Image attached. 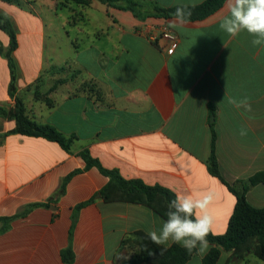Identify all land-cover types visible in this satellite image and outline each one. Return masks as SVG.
<instances>
[{
    "label": "crops",
    "instance_id": "0c3cea01",
    "mask_svg": "<svg viewBox=\"0 0 264 264\" xmlns=\"http://www.w3.org/2000/svg\"><path fill=\"white\" fill-rule=\"evenodd\" d=\"M146 1L170 9L206 0ZM63 2L21 0L22 7L6 6L17 31L15 95L30 119L76 140L69 154L46 139L9 133L15 123L0 117V218L46 204L13 218L5 230L0 223V264H131L144 258L138 234L159 232L163 219L142 205L105 203L98 193L108 178L95 167L84 170L77 155L84 148L105 169L158 185L175 197L214 192L208 206L211 233H225L236 198L207 170L211 128L227 183L264 172V46H253L246 31L231 37L220 28L226 0L206 18L175 28L173 17L144 10L136 15L98 0L87 7ZM164 26L177 36L172 53L168 41L158 38ZM60 32L69 48L62 58ZM0 43L9 44L1 30ZM63 66L70 72L64 85L77 89L86 80L98 91L70 96L57 90L51 108L32 100L27 91ZM10 81L7 60L0 55V107L5 110L13 106ZM245 97L250 111L229 103ZM241 128L246 135H240ZM74 171L80 172L68 180L64 193L48 202ZM91 199L73 215L77 205ZM246 200L264 208V185L251 187ZM68 247L71 261L62 256ZM207 254L185 264H203ZM230 256L221 249L214 264H264L253 254L240 262H229Z\"/></svg>",
    "mask_w": 264,
    "mask_h": 264
},
{
    "label": "trees",
    "instance_id": "16d2710c",
    "mask_svg": "<svg viewBox=\"0 0 264 264\" xmlns=\"http://www.w3.org/2000/svg\"><path fill=\"white\" fill-rule=\"evenodd\" d=\"M73 2L77 5L89 6L91 0H63ZM99 2L110 5L119 6L123 9L139 15L140 10H144L146 15L160 16L163 18H174V13L177 7L170 9L158 8L155 5L149 4L146 0H98ZM225 0H206L203 4L186 7V10L191 13L188 21H196L206 18L217 11ZM6 4H19L18 0H0ZM185 7V6H178ZM0 30L3 31L9 38V47L6 52L0 50V55L7 60L11 81L9 85V95L13 99V106L5 110L0 107V117L13 121L14 129L9 133L19 134L28 137L43 138L47 141L58 144L65 152L72 153L71 144L76 140L75 136H65L53 126L48 124H37L30 119L25 112L23 102L15 95L16 81V65L12 58V52L17 48L16 32L9 18L0 13ZM215 140L216 135L214 129L211 128L210 155L207 160V170L209 174L218 178L228 190L235 196L236 204L232 215L229 219L225 233L221 235H213L211 232L207 239L212 247L207 256L203 259V264H214L219 257L220 250L231 252L230 260L244 261L247 255L253 254L260 260L264 261V208H253L246 200L247 191L256 185H264V172L257 173L245 181H236L232 184L227 183L220 174L219 165L215 155ZM77 155L84 161L85 168L95 167L99 172L108 178L107 184L99 191L100 198L105 203L124 202L145 206L160 216L163 220L167 218L166 213L169 210V203L175 199V195L169 190L158 185L148 186L140 180H126L117 170L105 169L101 166L98 159L91 156L87 148L82 149ZM80 171H74L69 174L61 183L59 189L48 200L55 201L56 198L64 193L68 180ZM93 199L86 203L77 205L73 215L91 203ZM46 206V204H33L25 208L20 214L13 217H1L0 223L3 224V230L7 224L18 216H23L34 207ZM140 241L144 249V258L133 261L131 264H138L143 261H148L153 264H185L191 257L196 255L194 251L191 255L179 245L173 244L171 247H163L154 244L148 235L139 233ZM63 258L68 257V261L72 259L70 247L62 252Z\"/></svg>",
    "mask_w": 264,
    "mask_h": 264
},
{
    "label": "clouds",
    "instance_id": "9594fccd",
    "mask_svg": "<svg viewBox=\"0 0 264 264\" xmlns=\"http://www.w3.org/2000/svg\"><path fill=\"white\" fill-rule=\"evenodd\" d=\"M226 8L227 13L220 23V28L231 37L246 31L253 37V46H264V0H226ZM190 15L186 7H177L170 26L175 28L187 23ZM229 103L238 109L251 110L246 97L239 100L230 98ZM246 134V130L241 128L240 135ZM214 195L212 191L197 197L177 194L169 203L167 218L163 220L160 231H150L149 239L156 245H179L189 255L194 251L197 255H206L212 247L207 239L213 224L208 206Z\"/></svg>",
    "mask_w": 264,
    "mask_h": 264
},
{
    "label": "rangeland",
    "instance_id": "374dc122",
    "mask_svg": "<svg viewBox=\"0 0 264 264\" xmlns=\"http://www.w3.org/2000/svg\"><path fill=\"white\" fill-rule=\"evenodd\" d=\"M18 1L20 3L16 4V5L6 4L3 2H0V13L6 15L9 18L10 22H11V19L6 13V11H7L6 6L7 5H14L17 7H22L21 0H18ZM61 1H63V0H61ZM64 4H66V7H67V5H71V4L74 5L75 3L64 1L62 3V5H64ZM75 5H77V4H75ZM80 6H82V5H80ZM84 7H87V6H84ZM63 13L67 14V12L65 10L63 11ZM12 26L16 32V40H17L16 28L14 27L13 24H12ZM65 29L67 31L71 30L69 25L65 26ZM60 46H61V51H60L61 58L67 56V53H69V48H68L67 43L65 41V38L62 36L61 32H60ZM8 47H9V44H8L7 48H4L1 46V43H0V50L3 53L7 51ZM17 47H18V43H17ZM16 50H17V48H16ZM15 51H13L11 54L12 58H14V52ZM14 63H16L15 60H14ZM57 70H61V73H59ZM68 70H69V68L67 66H65V67L63 66L61 68H53L51 70L52 74H51L50 80H41V81L39 80V81H37V83L35 85H33V87L30 88V90H28L27 93H29L30 95L32 93V100L40 102L46 108H51V107H53L54 104H56L58 96H55L54 93L57 92V90L59 91V90L65 89L64 91L70 92V96L76 95V94H86V93L89 95H94L95 92L98 91L97 88H95V85L91 84L90 82H88L86 80H81L80 82H78L77 89H74L73 86L71 88L68 85L67 86L64 85L65 82H68V79L70 76V72ZM45 74H47V73H45ZM76 75H77V73L72 74V77H75Z\"/></svg>",
    "mask_w": 264,
    "mask_h": 264
},
{
    "label": "built area",
    "instance_id": "2783aa9c",
    "mask_svg": "<svg viewBox=\"0 0 264 264\" xmlns=\"http://www.w3.org/2000/svg\"><path fill=\"white\" fill-rule=\"evenodd\" d=\"M158 38L168 41L169 45L167 46V51L168 53H172L177 41V36L174 34V32L170 28L164 26L160 29ZM152 39L155 41L157 37H152Z\"/></svg>",
    "mask_w": 264,
    "mask_h": 264
},
{
    "label": "water",
    "instance_id": "95a60500",
    "mask_svg": "<svg viewBox=\"0 0 264 264\" xmlns=\"http://www.w3.org/2000/svg\"><path fill=\"white\" fill-rule=\"evenodd\" d=\"M99 197V196H98Z\"/></svg>",
    "mask_w": 264,
    "mask_h": 264
}]
</instances>
